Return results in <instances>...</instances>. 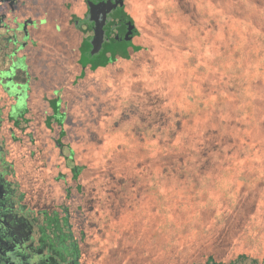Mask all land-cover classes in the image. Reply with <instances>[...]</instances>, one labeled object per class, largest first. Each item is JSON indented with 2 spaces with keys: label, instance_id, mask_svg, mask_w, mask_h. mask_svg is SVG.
<instances>
[{
  "label": "trees",
  "instance_id": "16d2710c",
  "mask_svg": "<svg viewBox=\"0 0 264 264\" xmlns=\"http://www.w3.org/2000/svg\"><path fill=\"white\" fill-rule=\"evenodd\" d=\"M130 1L152 26L177 25L174 65L165 77L159 64L124 71L117 93L102 90L110 102L87 121L90 164H78L70 144L73 178L91 181L71 193L88 201L82 243L102 244L110 258L102 235L114 234L128 206L134 231L124 240L137 259L264 264V0ZM129 48L119 47L117 62L148 51ZM130 109L145 122L114 121ZM115 196L127 204L108 206Z\"/></svg>",
  "mask_w": 264,
  "mask_h": 264
},
{
  "label": "flooded vegetation",
  "instance_id": "af4514ba",
  "mask_svg": "<svg viewBox=\"0 0 264 264\" xmlns=\"http://www.w3.org/2000/svg\"><path fill=\"white\" fill-rule=\"evenodd\" d=\"M126 1L0 0V264H105L72 222L67 94L133 45Z\"/></svg>",
  "mask_w": 264,
  "mask_h": 264
},
{
  "label": "rangeland",
  "instance_id": "374dc122",
  "mask_svg": "<svg viewBox=\"0 0 264 264\" xmlns=\"http://www.w3.org/2000/svg\"><path fill=\"white\" fill-rule=\"evenodd\" d=\"M126 3V11L131 16H133L135 25L139 32L137 37L134 39L133 44L136 46L141 45L147 48L148 51L137 55L129 62H118L112 66H108L101 75V81L100 79H91L89 81L82 82L78 86H76L74 90L72 89L71 91H69V95L67 94L69 101L68 114L70 116L69 119L72 122L69 124L71 127L67 130L69 132V136L68 139H66V142L69 140L76 152L79 154L77 160L78 164H90V156L93 154L92 152H95L94 149L90 150V148H88L92 145L90 142H87L86 138L87 132L91 131V129L87 125V121L90 119V116L94 114L93 109H100L105 102H110L108 97L110 93L107 94L109 90L106 92L107 95L104 94L102 90L110 88L113 90V92L117 93L116 90H118V88L115 84V80L124 71L131 70V72H133L136 70H140L144 65H147V67H155L159 64L161 66L159 70L163 77H165L170 74V66L174 65L173 56L174 51L176 50V44L178 42L177 25L172 31L163 24H158L154 27L151 24L152 21L146 19L143 15H141L142 9H140L141 6L139 4H133L134 2L130 0H127ZM129 53L132 54L133 50L129 49ZM73 76V71H71V77ZM113 114L114 121L117 122V120L121 118L123 121L120 120V123H124L123 125L125 128H131L133 126L140 125L142 124L141 122H145L146 119V116L141 119L138 118V113L133 112V109H130L127 112L128 115L125 118L118 117V111L113 112ZM91 120L90 123H92ZM81 176L82 177L80 178V181L84 183V186L86 187L87 183L89 184V182L91 181L90 179H88V175L86 174V172H84ZM72 199V222L76 230L78 231L80 229H83V225L85 223L84 218L80 214V211H77V213H75L76 204L77 206L82 205L83 210H86L85 208L86 206H88V201L83 200V202H81L80 198L75 192H73L72 194ZM116 200L120 201L124 205H126L128 202V198L125 197H109L107 201L109 204L108 206H111L112 201ZM117 208L119 210V206ZM125 208L126 209L122 212L118 211L117 213V216H119L121 220L119 221L118 219L117 225L114 226V229L112 228L114 234H107V236L102 235L106 238V240H104V242L102 241V243L113 250V255L110 256V258L104 256V253L102 252L104 246L102 244H98V251H96L93 241H87L84 253L85 257H87V259H89L92 263L101 260L102 263L104 262L105 264H111V261L114 259V261L118 260L120 262H123H121L120 264H124V261L126 260L129 262L128 264H133L132 260L146 261L147 264L152 263L150 259H146V254H144L145 258L143 255V257L137 259L136 252L132 251V249L135 248V245L125 243V237H127L129 234L132 236L134 231V223L132 219L133 213L128 210V206H126ZM115 211L117 210L115 209ZM87 218L91 219V221L93 222L92 217ZM88 229L90 230V227ZM139 253L140 251H138V254ZM101 254L103 256V259L99 257ZM158 262L159 261H155L156 264H158ZM142 264L144 263L142 262Z\"/></svg>",
  "mask_w": 264,
  "mask_h": 264
},
{
  "label": "water",
  "instance_id": "95a60500",
  "mask_svg": "<svg viewBox=\"0 0 264 264\" xmlns=\"http://www.w3.org/2000/svg\"><path fill=\"white\" fill-rule=\"evenodd\" d=\"M127 25H128V24H127ZM126 35H128V30H127V33H126ZM126 35H125V36H126ZM127 37H128V36H127Z\"/></svg>",
  "mask_w": 264,
  "mask_h": 264
}]
</instances>
